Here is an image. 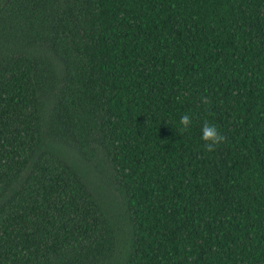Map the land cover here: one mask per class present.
<instances>
[{
    "label": "trees",
    "instance_id": "obj_1",
    "mask_svg": "<svg viewBox=\"0 0 264 264\" xmlns=\"http://www.w3.org/2000/svg\"><path fill=\"white\" fill-rule=\"evenodd\" d=\"M0 264H264V0H0Z\"/></svg>",
    "mask_w": 264,
    "mask_h": 264
},
{
    "label": "clouds",
    "instance_id": "obj_2",
    "mask_svg": "<svg viewBox=\"0 0 264 264\" xmlns=\"http://www.w3.org/2000/svg\"><path fill=\"white\" fill-rule=\"evenodd\" d=\"M203 103L207 104L208 100L203 99ZM181 131H187L191 125V119L188 114L181 116L180 121ZM201 139L205 142L206 150L212 152L225 141V137L219 132L218 128L214 124L205 122L202 129Z\"/></svg>",
    "mask_w": 264,
    "mask_h": 264
}]
</instances>
